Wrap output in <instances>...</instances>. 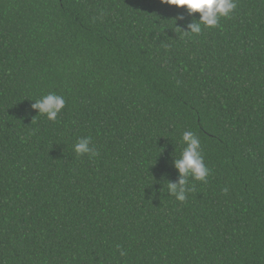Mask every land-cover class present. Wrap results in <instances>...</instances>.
<instances>
[{
    "label": "trees",
    "instance_id": "obj_1",
    "mask_svg": "<svg viewBox=\"0 0 264 264\" xmlns=\"http://www.w3.org/2000/svg\"><path fill=\"white\" fill-rule=\"evenodd\" d=\"M236 2L197 35L160 0H0V264H264V0Z\"/></svg>",
    "mask_w": 264,
    "mask_h": 264
},
{
    "label": "clouds",
    "instance_id": "obj_2",
    "mask_svg": "<svg viewBox=\"0 0 264 264\" xmlns=\"http://www.w3.org/2000/svg\"><path fill=\"white\" fill-rule=\"evenodd\" d=\"M162 4L174 5L182 8L191 17L187 23L185 34H200L203 28H214L222 17H229L237 7L236 0H160ZM199 13L196 17L194 14ZM185 15L176 17L175 22L185 20ZM203 26V27H202ZM181 29L180 27H177ZM31 108L39 115H44L50 121L57 120L65 107V99L56 93H48L33 100ZM37 114V115H38ZM184 145L179 158H174L173 166L178 172L176 181H167V194L174 196L178 202H185L187 193L194 190L195 185H189V177L194 181L206 182L210 175V168L205 163L203 149L198 135L191 131H184L181 137ZM73 151L77 156L95 157L98 155L96 147L90 137H81L73 145ZM223 191L226 193L227 188ZM120 256L126 252L117 245Z\"/></svg>",
    "mask_w": 264,
    "mask_h": 264
}]
</instances>
